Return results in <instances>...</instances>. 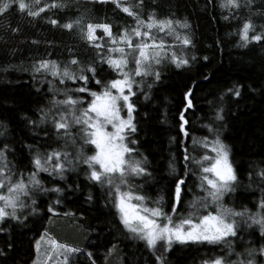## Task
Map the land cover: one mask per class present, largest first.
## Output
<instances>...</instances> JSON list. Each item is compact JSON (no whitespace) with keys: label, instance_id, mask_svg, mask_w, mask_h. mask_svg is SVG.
I'll return each instance as SVG.
<instances>
[{"label":"trees","instance_id":"obj_1","mask_svg":"<svg viewBox=\"0 0 264 264\" xmlns=\"http://www.w3.org/2000/svg\"><path fill=\"white\" fill-rule=\"evenodd\" d=\"M91 25L110 35L91 40ZM161 41L162 61L131 98L129 141L145 173L137 188L151 182L165 212L185 210L226 155L235 203L263 215L236 237L264 264V0H2L0 181L36 194L0 225V264H33L45 236L73 251L70 264L226 256L223 240L152 244L124 220L120 191L95 177L96 147L68 141L78 117L91 119L95 94L121 78L117 50Z\"/></svg>","mask_w":264,"mask_h":264},{"label":"rangeland","instance_id":"obj_2","mask_svg":"<svg viewBox=\"0 0 264 264\" xmlns=\"http://www.w3.org/2000/svg\"><path fill=\"white\" fill-rule=\"evenodd\" d=\"M98 31L110 35L108 26L91 25L87 31L88 37L91 40L97 39ZM162 45L161 41L130 47L129 50H117V57L114 56L112 61L121 69V78L115 80L108 91L96 93L91 99L92 103L87 106L91 119L78 117L80 121L74 122L78 131L68 138L69 144L79 150L88 142L96 147L92 155L95 177L102 184L116 187L120 191L118 202L124 220L155 246L160 242L169 245L174 242L223 240L228 246L226 256L213 264H256V252L250 249L246 237L236 236L237 230L260 224L263 215L235 203V192L230 187L234 172L226 155L219 158L211 168L215 184L207 183L204 190L198 188V196L195 203H192L194 205L190 203L185 210L165 212L158 204L162 196L150 190L151 182L148 186L140 183L137 188V180L145 173L144 160L134 155V142L129 141L128 133L134 131V106L131 98L138 82L153 78L150 66L162 61ZM88 134L92 136L91 139H88ZM72 161H77V158ZM63 167L60 164V169ZM14 182L11 178L0 181V225L7 218H13L18 209L25 207V197L31 200L36 194L33 187L30 189L29 186L14 185ZM199 194L203 197L198 201L201 196ZM198 218L201 219L198 221ZM36 247L37 257L33 264H70L72 261L73 251L48 236L43 237Z\"/></svg>","mask_w":264,"mask_h":264},{"label":"water","instance_id":"obj_3","mask_svg":"<svg viewBox=\"0 0 264 264\" xmlns=\"http://www.w3.org/2000/svg\"><path fill=\"white\" fill-rule=\"evenodd\" d=\"M191 92L189 93V94H187V100H188V107H190L191 106V103H190V97H191Z\"/></svg>","mask_w":264,"mask_h":264}]
</instances>
